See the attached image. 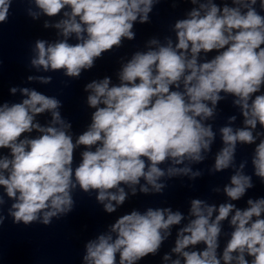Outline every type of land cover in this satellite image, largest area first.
<instances>
[{"label":"clouds","instance_id":"9594fccd","mask_svg":"<svg viewBox=\"0 0 264 264\" xmlns=\"http://www.w3.org/2000/svg\"><path fill=\"white\" fill-rule=\"evenodd\" d=\"M13 2L0 0V24ZM24 2L32 20L48 17L43 27L56 30L55 40H35L28 67L75 80L135 40V25L151 23L161 0ZM178 3L192 7L170 26L174 37L151 36L143 50L121 57L116 82L106 75L85 84L93 111L82 133L72 131L57 96L11 87L23 98L0 103V150H7L0 151V226L9 217L48 226L74 211L77 191L95 193L112 214L138 194L163 195L173 178L194 182L230 170L228 183L211 188L224 202L190 198L187 214L170 206L132 209L87 240L83 264H140L174 231L164 264H264V196H249L246 207L234 203L255 188L253 177L264 184V0H172V7ZM229 98L235 113L215 127ZM45 113L51 118L42 124L37 117ZM240 146H253L250 160L237 161ZM210 157V166L193 167Z\"/></svg>","mask_w":264,"mask_h":264}]
</instances>
